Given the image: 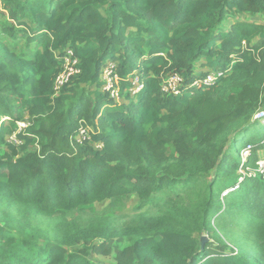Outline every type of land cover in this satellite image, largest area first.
I'll list each match as a JSON object with an SVG mask.
<instances>
[{
  "label": "trees",
  "instance_id": "obj_1",
  "mask_svg": "<svg viewBox=\"0 0 264 264\" xmlns=\"http://www.w3.org/2000/svg\"><path fill=\"white\" fill-rule=\"evenodd\" d=\"M67 48L80 72L56 93ZM174 73L185 88L163 93ZM259 110L264 0H0V264H264V176L238 172L247 143L243 167L260 159ZM132 196V214L93 210Z\"/></svg>",
  "mask_w": 264,
  "mask_h": 264
},
{
  "label": "built area",
  "instance_id": "obj_2",
  "mask_svg": "<svg viewBox=\"0 0 264 264\" xmlns=\"http://www.w3.org/2000/svg\"><path fill=\"white\" fill-rule=\"evenodd\" d=\"M60 59H61L59 64L60 67L53 81V89L56 93H58L60 89L64 87L72 79V77L76 76L80 72L78 68L79 60L74 55L73 51L70 48H67L63 52V54L60 56ZM114 67H115L114 63L112 62L108 63L103 67L102 79L104 83L102 86V90L103 92L107 93L110 99L114 100L117 103H120L121 97L119 94V83H118L119 79L113 72ZM222 75H223V71H219V70L210 71L203 77L195 78L193 81L189 83L188 86L186 85V88H188L190 91H194L204 86H209L213 84L214 81ZM129 80L131 83V86L129 87V92L131 95L134 96L142 88L143 85L142 83H140L139 76L136 73L131 75L129 77ZM184 88L185 86L183 85V78L177 73L168 75L167 77L163 78L161 82V90L163 93L177 95L180 94ZM254 118L257 120L264 119V110H259L255 114ZM19 125L26 127V125L22 123H19ZM93 132L94 129L92 126L87 125L85 123H81L77 129V133L74 136V139L76 142L80 144L83 142H89L91 138V134ZM9 138L11 142L17 143L15 133L12 134ZM98 144L99 146L97 147H100L101 143ZM260 144L263 145L264 148V138L261 140ZM254 146L255 145L252 143H247L240 150L241 164L238 172L242 175L252 174L253 172H255L264 176V158H260L256 161V168L254 169L243 167V164L247 161V159L251 155Z\"/></svg>",
  "mask_w": 264,
  "mask_h": 264
},
{
  "label": "rangeland",
  "instance_id": "obj_3",
  "mask_svg": "<svg viewBox=\"0 0 264 264\" xmlns=\"http://www.w3.org/2000/svg\"><path fill=\"white\" fill-rule=\"evenodd\" d=\"M224 26L226 27V24ZM201 70H202L201 68L197 67V71H201ZM28 120H29V116L26 113L25 114L23 113L22 119L18 120V122H17V130L24 128L23 126L19 125V123L25 124L27 126ZM258 122L264 126V119H261ZM262 128H264V127H262ZM255 129H256L255 127L249 129L241 138L239 145H243L244 141H247L248 139H250L252 137L253 131ZM8 140L11 142L9 137H8ZM16 140H18V139L16 138ZM17 143H18V141H17ZM95 146L97 147V146H99V144H96ZM258 150H260V149H258ZM258 150L256 151V153L258 152ZM262 150H264V148ZM224 192L222 193V195L224 194ZM136 202H137V198L135 196H132L123 206H120V207L119 206H112L111 203H109L108 201H105V202L95 203L93 205V208H94L93 210H95L98 214H106V215L112 214V213H114L116 215L130 214V213L132 214L134 211V206H135ZM142 211L148 212L149 210L147 207H144L142 209ZM92 215H93V212L86 210L84 212H81L78 215V217L80 219H82V221H86ZM95 258L97 260L102 259L103 261L108 262V263H110V261H111V257L97 256Z\"/></svg>",
  "mask_w": 264,
  "mask_h": 264
},
{
  "label": "crops",
  "instance_id": "obj_4",
  "mask_svg": "<svg viewBox=\"0 0 264 264\" xmlns=\"http://www.w3.org/2000/svg\"><path fill=\"white\" fill-rule=\"evenodd\" d=\"M231 23H232V20L229 19V20L226 22V28L229 27V26L231 25ZM263 132H264V130L261 131V134H262ZM252 137H253V136H252ZM252 137H251L250 139H248V140H252ZM253 138H254V137H253ZM248 140H247V141H248ZM259 152H260V153H259ZM262 153H263V154H262ZM257 155H258L259 158H264V150H262V149L258 150Z\"/></svg>",
  "mask_w": 264,
  "mask_h": 264
},
{
  "label": "water",
  "instance_id": "obj_5",
  "mask_svg": "<svg viewBox=\"0 0 264 264\" xmlns=\"http://www.w3.org/2000/svg\"><path fill=\"white\" fill-rule=\"evenodd\" d=\"M207 241H209V239L207 238V236L203 235L201 236V245L203 246Z\"/></svg>",
  "mask_w": 264,
  "mask_h": 264
}]
</instances>
